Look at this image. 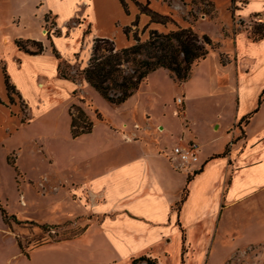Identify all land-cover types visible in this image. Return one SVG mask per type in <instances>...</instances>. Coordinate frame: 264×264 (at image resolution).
Returning <instances> with one entry per match:
<instances>
[{"label":"crops","instance_id":"obj_1","mask_svg":"<svg viewBox=\"0 0 264 264\" xmlns=\"http://www.w3.org/2000/svg\"><path fill=\"white\" fill-rule=\"evenodd\" d=\"M192 1L125 0L126 12L120 0H0V147L7 137L25 128L32 138L34 135H54L53 141L62 151H67L69 163L73 164L71 167L91 166L88 177L72 183L78 186L80 194L86 189L97 196L93 205L87 203V214L91 218L86 219L78 237L34 248L28 256L12 242L10 254H1L0 264H128L141 256L158 260V264L168 260L181 264L184 250H189L188 260L193 258L197 242L203 241L207 245L206 241L209 243L211 237L214 240L230 215L247 212L251 206L249 202L264 191V39L254 42L248 38L246 30H237L231 37L219 39L221 46L216 50L218 55L214 65L209 70L206 67L202 73L200 68L205 65L206 57L193 67L190 78L184 83L175 82L163 68L150 73L139 89L120 104L133 99L139 103L144 125L136 120L134 123L140 124L141 128H135L134 123L131 126L127 121L106 124L102 118L92 124L89 134L69 140L63 136L61 140L67 145L59 143L58 133L43 131L41 123L47 117L50 120L52 111L60 106L67 119V135L70 133L68 110L73 105L79 106L74 97L76 92L82 97L89 96L92 101L103 99L83 79L61 78L59 62L71 66L77 64L83 69L95 39H108L121 49L135 42L133 33L144 41L151 30L167 33L178 27L191 28L190 22L200 24L190 16V12L196 13L194 7L198 5ZM208 1L213 5V12L227 6L230 10L231 0ZM235 1L232 8L239 18L260 15L263 19L256 20V24L264 23V0L260 1L258 9L246 16L242 11L251 0H242L240 5ZM136 2L164 17L165 22H152ZM45 16L49 17L48 21ZM48 22L57 33L50 30ZM125 27L131 28L128 36L124 34ZM17 40L39 42L43 52L26 54L17 47ZM53 49L60 59L55 57ZM5 75L15 91L13 104L8 99ZM43 87L46 98L42 95ZM170 88L190 91L186 97L188 108L184 94L174 97L169 94ZM249 92L250 97L247 96ZM179 97L182 98L181 117L175 104ZM260 98L263 100L257 112L247 124L244 123L241 134L234 130L257 107ZM213 99L221 116L227 110L236 109L234 120L223 121L220 116L215 117L219 126L214 125V130L222 129L219 147L213 150L211 144L205 142L202 149L200 144L198 162L183 171L175 170L168 159L171 148L197 141L190 133L192 125L188 119L194 107L208 109ZM18 101L24 103L30 117L27 124H22L18 116ZM177 123L179 129H176ZM97 126L107 132V144L122 142L131 146V150L104 164H96V158L106 153L108 147L102 143L96 148L100 140L94 134ZM115 128H123L126 132L142 130L135 132L141 139L121 141ZM184 134L191 137L185 139ZM159 135L167 142L174 140L173 146H160ZM144 136L149 138L151 145L142 143ZM73 141L96 142V145L79 151L70 146ZM50 146L51 142L48 150L55 162ZM188 177L191 179L187 183ZM185 188V200L177 207ZM107 201L114 210L99 211ZM1 221L5 224L2 217ZM185 260L188 263L187 258Z\"/></svg>","mask_w":264,"mask_h":264},{"label":"rangeland","instance_id":"obj_2","mask_svg":"<svg viewBox=\"0 0 264 264\" xmlns=\"http://www.w3.org/2000/svg\"><path fill=\"white\" fill-rule=\"evenodd\" d=\"M260 1L251 0L248 7L242 11V15L246 16L250 11L258 9ZM241 2L242 0L235 1L236 5H240L239 3ZM201 8L208 7L204 5V2L194 7L196 13L192 12V14L195 16V20L201 23L194 24L189 21L191 29L198 36L206 33L213 44L218 45L215 50L209 53L205 65L200 68L203 73L206 67L209 70L214 65L218 55L216 50H220L221 46L220 42H218L219 39L223 36L231 37V33L237 30H252L251 28L254 25L252 23L256 24V20H262L263 17L255 15L249 19H241L237 16L236 11L231 15L228 6L215 10L212 15L204 16L200 13ZM193 20L191 18V21ZM108 46H112V43H109ZM30 49L34 50V48ZM226 50H228V47H226ZM62 64L63 67H67V71L72 73L80 70L77 64L74 66L66 63ZM124 71L130 72L125 67ZM191 73L192 70L190 75ZM42 89V95L46 98V91L44 87ZM189 93L190 91L182 89L170 88L169 90V94L174 95V97L184 94L187 108L189 102L186 97H188ZM247 96L250 97V92ZM74 97L79 101L78 103L76 101V104L85 112L92 124L99 120L97 114L100 113L103 123L106 124L116 125L127 121L132 126L136 120L144 125L141 115L142 108L135 99L123 105L114 106L103 99L92 101L89 96L82 97L77 92ZM246 99L248 100V98ZM18 107V116L23 121L22 124H27L30 117L27 115L26 109H24V103L18 101ZM219 113L215 99L211 101L208 109L194 107L192 110V115L188 119V123L192 125L190 133L202 145V149L206 145L205 142H209L213 150L219 147L222 129L214 130V125L219 126V123L215 122V117L220 116L223 121L234 120L236 109L225 111L223 116ZM74 116L77 117V122L80 125L82 121L78 113L74 112ZM178 116L181 117L182 114L178 113ZM66 122L67 119L59 106L52 111L50 120L47 117L41 125H43V131H48L50 134L58 133L59 143L62 142L67 145L64 140H61L65 135L66 139L69 140L71 138L70 133L67 135ZM140 124L134 123V126L138 125V128H141ZM176 126V129L180 128L179 123ZM243 127L244 123L242 122L240 125H236L234 130L241 134ZM115 131L119 134L121 141H139L141 139L135 132H141L142 130L134 131L133 129L126 132L123 128H115ZM94 134L96 139H100L98 145H96V142L93 144V140V143L89 142V144L81 142V140L77 143L73 141L70 146H74L79 151H84L95 145L96 148H99L104 143L105 146H108L107 151L105 150L106 153L96 158V164L98 165L117 158L121 153H127L132 148L131 146L123 145L122 142H119V144L114 142V144L110 141L107 144V132L103 129L100 130L99 126H97ZM101 135L104 136L102 139ZM147 136H144L142 143L149 146L151 141L148 138L149 136ZM190 137V135L184 134L185 139ZM239 137L241 138L242 135ZM54 139V135H34L32 138L31 132L28 128H25L9 138L7 137L2 147H0V205L9 215H14L17 221L20 222L18 224L10 223L5 225L2 224L0 217V256L5 253L10 254L12 242H14L16 247L20 243L23 248V254L28 256V253L34 248L53 244L55 243L54 240L80 232L86 223V219L91 218L87 214V203L93 205V201L97 199V196L89 193L86 189H83L82 194H80L77 189L78 186L72 183L83 181L85 177H88L91 173V166L90 164H84L79 167H71L73 164L69 163L70 158L67 156V151H62L58 143L53 141ZM158 140L160 146H168L170 144L172 147L174 143V140L167 142L163 135H159ZM50 142V147L56 158L55 162L48 150ZM7 158L10 162H13V167L7 164ZM249 205L251 206H249L247 212L238 211L230 215L225 227L216 233L214 240H212L213 237H211L209 243L207 240V245L203 241L201 243L197 242V249L192 252L193 258L188 260L187 253L189 250H184L181 264H264V191H260L257 197L249 202ZM98 210H114V207L109 205V201H107ZM25 221H33L36 224L24 223ZM42 224L48 228H40L39 225ZM212 241L213 243H211ZM185 258H187L188 263ZM156 261L158 262V260ZM128 264H131V261ZM165 264H173V262L168 260Z\"/></svg>","mask_w":264,"mask_h":264},{"label":"trees","instance_id":"obj_3","mask_svg":"<svg viewBox=\"0 0 264 264\" xmlns=\"http://www.w3.org/2000/svg\"><path fill=\"white\" fill-rule=\"evenodd\" d=\"M120 2L127 12L125 0H120ZM203 2L208 8H201L200 13L211 15L213 12V5L208 0H193L192 4L197 5ZM136 4L139 6L141 12L151 17L152 22H165L166 19L164 17L152 13L145 6H141L137 2ZM232 5L233 0H231L229 7L231 12H233ZM190 16L195 19L192 12H190ZM48 19L49 17L45 16V21H48ZM251 29L252 30H246L250 40L256 42L264 39V23L254 24ZM123 31L124 34L128 36L131 32V28L125 27ZM133 38L135 42L131 46L121 49H117L114 43L108 39H95L92 45L90 58L83 69L76 70L72 73L67 71V67H63L62 62H59L58 74L61 78L72 81L83 79L106 102L111 105H120L139 89L140 85L146 81L150 73L159 68L167 70L175 82H186L189 79L192 67L204 60L208 54L218 46L217 44H213L207 35L198 36L190 27H178L176 30L167 33H159L155 30H151L148 33V38L144 41H141L136 33H133ZM109 43H112L113 47L108 46ZM16 45L20 50L29 55H38L43 52V46L36 41L17 40ZM30 48H34V50ZM52 52L57 59H60L54 49ZM124 67L130 72H125ZM4 80L9 102L13 104L14 88L9 84L6 75ZM262 100L263 99L260 98L257 107L242 119L243 123H248L252 115L257 112ZM74 112L78 113L82 121L80 125L77 122V117L74 116ZM69 116L70 135L73 139L91 132L92 121L89 120L88 116L79 106L73 105L69 110ZM97 117L101 120L99 113ZM6 161L8 165L13 167V162H10L8 158ZM190 179V177L187 178V183ZM186 192L187 189L185 188L177 207L185 200ZM0 215L6 225L10 223H20L14 215H9L1 205ZM24 223L36 224L33 221H25ZM39 227L42 229L48 228L44 224L39 225ZM81 232L82 230L78 233L54 240V242L74 239L78 237ZM18 246L23 253V248L20 243H18ZM141 262L146 264H158L156 260L146 256L133 259L131 264H138Z\"/></svg>","mask_w":264,"mask_h":264},{"label":"built area","instance_id":"obj_4","mask_svg":"<svg viewBox=\"0 0 264 264\" xmlns=\"http://www.w3.org/2000/svg\"><path fill=\"white\" fill-rule=\"evenodd\" d=\"M49 28L53 33H56V28L51 22H48ZM175 104L179 108L178 112L182 113V98H176ZM138 128V125L134 126ZM200 149V144L191 140L185 144H178L171 148L170 153L168 154V159L172 167L177 171L185 170L189 165L195 164L198 162V151Z\"/></svg>","mask_w":264,"mask_h":264}]
</instances>
